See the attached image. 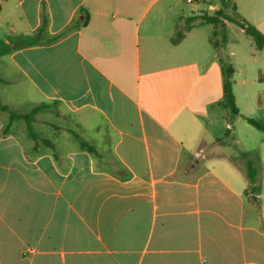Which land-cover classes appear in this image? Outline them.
Segmentation results:
<instances>
[{
    "label": "crops",
    "instance_id": "0c3cea01",
    "mask_svg": "<svg viewBox=\"0 0 264 264\" xmlns=\"http://www.w3.org/2000/svg\"><path fill=\"white\" fill-rule=\"evenodd\" d=\"M174 1L0 0L6 44L44 21L49 35L67 31L0 57L4 105L59 103L34 123L54 150L23 121L8 129L0 110V264H264V164L260 192L246 195L243 152L237 164L212 155L225 64L211 35L187 45L201 20L167 25ZM48 112L59 115L52 129L38 123Z\"/></svg>",
    "mask_w": 264,
    "mask_h": 264
},
{
    "label": "rangeland",
    "instance_id": "374dc122",
    "mask_svg": "<svg viewBox=\"0 0 264 264\" xmlns=\"http://www.w3.org/2000/svg\"><path fill=\"white\" fill-rule=\"evenodd\" d=\"M212 1L200 0L198 3H188L185 0H175V4H173L174 13L173 15H169L165 19V22L168 25L175 19L176 14H178L184 21L183 23L180 19L177 21L179 22L178 32L181 33V31L186 29V26H189L187 19L193 15H199L201 13L199 10L212 15L214 10L219 8V4L216 3H214L216 4L214 9L209 7L208 3ZM237 1L239 2L242 13L238 12L247 22L253 26H255V23H264V0ZM227 25L225 33L223 30L221 32L219 31L220 34L217 40L220 41V47L218 48L220 51V59L226 66H231L235 70V73L231 76V84L233 94L236 98V106L244 116L264 123V50L258 51L253 39L237 25L232 23H228ZM201 31L203 35H199V37L192 35L187 39V45L189 43L204 44L205 35L213 36L216 29L212 25L205 24ZM224 37L228 40L226 45L222 42ZM53 108L58 109L56 106ZM59 112H61L60 109ZM48 113V115L40 116L41 121L38 123L39 125L40 123L42 125L47 123L49 128L52 129V125L59 123L57 119L59 115H55L53 112ZM209 120L214 121V123L212 127L206 130L214 137L220 136V140L213 145L212 155L220 154L224 156L230 154L232 163L237 164L236 161L238 160L240 151H242L247 152L255 163L258 162L261 166L264 164L263 132L249 125L240 116H233L230 112L224 111L222 108L211 111ZM228 125L231 127V130L226 129ZM59 127H61V130L58 132L61 133L62 130L69 128L70 125H63L62 123ZM46 128L48 127L46 126ZM227 131H229L228 135H226ZM87 133L91 134L89 130ZM212 160H214V157L209 158L208 162ZM242 164L245 165L244 160Z\"/></svg>",
    "mask_w": 264,
    "mask_h": 264
},
{
    "label": "trees",
    "instance_id": "16d2710c",
    "mask_svg": "<svg viewBox=\"0 0 264 264\" xmlns=\"http://www.w3.org/2000/svg\"><path fill=\"white\" fill-rule=\"evenodd\" d=\"M219 4V8L214 10L212 15L208 14L207 12H201L199 15H193L187 19L189 26H192L197 20H201L205 24H209L214 26L216 32H214L212 36V44L216 49L220 47L219 40H217L218 35L220 34L221 30L224 33L227 30V24L232 23L237 25L241 28L248 36H250L256 46L258 51L264 50V34L255 26L247 22L238 12L237 4L234 0H213L210 4ZM83 26L87 24V18L81 22ZM186 29L188 26L185 27ZM218 30V31H217ZM220 31V32H219ZM67 31H64L58 35L52 36L49 35L47 29V23L44 21L42 25L31 35H20V36H11L8 37V44L4 41H0V57L9 54L14 49L19 48H27V47H34L39 46L42 44H49L58 41L61 39ZM222 42L226 45L228 40L224 37ZM11 44H14L15 47L12 48ZM223 71V101L222 107L224 110L230 112L233 116L239 117L240 113L236 106V98L232 91V84H231V76L234 74V69L231 66H226L222 68ZM3 79L0 78V84L3 83ZM59 103L56 101L52 104L49 103H42L27 112H20L6 106L2 103L0 98V110L8 113L9 115V123L7 128L9 129L13 124L16 122L23 121L26 125V132L28 133L31 140L35 142V144H43L47 148L52 150L55 149L54 143L46 138L44 134L38 131L35 128V121L36 116L39 113L47 112L52 110L53 106H58ZM261 107V106H260ZM245 120L248 124L256 128L257 130L264 133V123L253 119L245 117ZM5 132V131H4ZM229 131L226 132L228 135ZM74 138L78 142L80 149L86 150L94 155H97V151L95 147L84 139H82L78 134L74 133ZM241 158L245 162V174L246 178L249 183V187L246 191V195H258L260 192L259 186V176L262 172V166L260 163H255L251 158L250 155L246 152L241 153ZM112 158L103 159L99 158V165L98 169L102 171H109L111 174L117 175L120 178H124V174H126V170L123 169L121 165L115 166V170H113V163L110 162ZM106 160V161H105ZM116 167H118L119 171H117ZM113 170V171H112Z\"/></svg>",
    "mask_w": 264,
    "mask_h": 264
},
{
    "label": "built area",
    "instance_id": "2783aa9c",
    "mask_svg": "<svg viewBox=\"0 0 264 264\" xmlns=\"http://www.w3.org/2000/svg\"><path fill=\"white\" fill-rule=\"evenodd\" d=\"M187 1L188 3H194L196 0H185Z\"/></svg>",
    "mask_w": 264,
    "mask_h": 264
}]
</instances>
